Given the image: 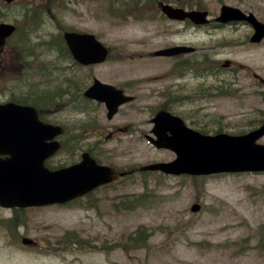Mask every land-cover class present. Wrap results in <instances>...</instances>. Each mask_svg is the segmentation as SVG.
Returning a JSON list of instances; mask_svg holds the SVG:
<instances>
[{
	"label": "rangeland",
	"instance_id": "rangeland-1",
	"mask_svg": "<svg viewBox=\"0 0 264 264\" xmlns=\"http://www.w3.org/2000/svg\"><path fill=\"white\" fill-rule=\"evenodd\" d=\"M105 4L106 0H21L16 16L22 36L11 38L10 43L18 40L20 45L27 44L22 50L28 68L26 72L22 69L25 77L21 76L19 84L15 79L9 81L11 74L0 72V101L23 94L48 112V104L42 102L52 98L47 115L66 124L64 142L83 145L101 138V146L93 152L101 162L115 167L138 168L169 159V151L148 145L143 136L149 127L143 122L161 101L156 92L161 82L142 84L143 95L120 107L109 123L131 122L136 131L127 129L108 142L103 141L110 127L105 125V110L96 112L104 128L94 131L88 121L93 113L81 119L76 108L70 109L64 99H56L58 91L68 92L66 78L78 70L69 66L66 54L54 40L59 29L97 32L111 53L107 63L95 65L93 74L109 77L112 73L118 76L113 79L116 81L149 77L160 67L170 66L165 58H150V54L171 40L200 41L188 29L181 35L170 34L176 24L164 19L158 24L152 20L140 25L128 18H110L108 10L106 14L103 10ZM34 10L39 14L32 17ZM114 12L121 17L120 11ZM34 26L36 34H30ZM15 48L0 46V62L5 66L2 61H6L12 71L17 65L15 50L22 56ZM219 58L264 67V49L223 52ZM72 69L75 72L71 73ZM78 85L81 82L75 81L74 86ZM205 86L207 94H197L198 101L178 107L185 113L195 110L193 117L200 129L214 132L221 126L230 132L248 131L264 118V87L262 96L252 97L254 88L247 85L239 102L212 96ZM83 122L86 125L82 126ZM98 132H103L102 136ZM259 142L264 143V135ZM65 161L69 162L65 151L54 159L57 164ZM137 172L69 204L29 208L22 213L0 207V264H264V171L221 172L198 178ZM142 194L145 198L133 208H123L122 204ZM196 204L199 206L193 210ZM139 227L151 235L147 248L126 252L130 248L127 236ZM22 237L32 242L22 243Z\"/></svg>",
	"mask_w": 264,
	"mask_h": 264
},
{
	"label": "flooded vegetation",
	"instance_id": "flooded-vegetation-1",
	"mask_svg": "<svg viewBox=\"0 0 264 264\" xmlns=\"http://www.w3.org/2000/svg\"><path fill=\"white\" fill-rule=\"evenodd\" d=\"M120 1L123 6L120 4L119 0H106L105 4L107 5V8H105L108 10V13H111L113 16L119 17L116 15L117 13L114 12V9L121 12V17L118 19L128 18L132 21H136L140 25L147 24L152 20L157 21L156 23L158 24L162 22V19H164L165 21L167 20L170 23L176 24L175 31L170 34L181 35L184 30L188 29L192 31V35L200 41L199 43L192 44L193 42L188 40H171L170 43H166L164 46L156 48L174 47L177 52L163 56H156L170 61V66L167 65L165 67H160L159 71L155 72L154 75L143 78L134 76L116 81L113 79L118 77L111 73V76L106 77L109 79L105 78L102 80L103 82L110 83L115 87L122 89L126 95L132 96L133 101H136L143 95L141 91L142 84L151 83L152 81L161 82L162 84L159 91L156 90L161 101L159 108L154 111V114L158 110L163 109L171 114L177 115L187 126L199 131L200 127L197 124L196 119L193 117L196 111L192 110L190 113H185L182 109L178 110V107L185 103H195L194 100L198 101L197 94L200 96L207 94L208 90L205 85L209 88L212 96H224L230 100L239 102L243 99V94L247 85L249 87L253 86V93L255 92L254 94H262L264 87V67L262 65L259 66L256 64L255 66H252L248 63L242 62V60L230 58H224L221 60L222 58H219V56L223 52L264 49V36L260 40H252L254 26L249 20L243 18L246 14H252L257 20L264 24V0ZM20 2L21 0H2V4L0 5V20L10 19L11 16L19 9ZM163 4L170 5L171 7L178 9L205 11V15L198 17L197 19H181L178 17H171L162 12ZM223 6L239 10L240 13H233L237 18L226 19L227 16L221 14ZM80 31L92 32L97 36V33L91 30ZM64 48L70 58L68 59V61H71L70 64H74L78 68L73 82H81V85L76 87L68 86V94L66 95L68 104L66 103V106L70 109L76 108L80 112L81 119H83L84 115L93 113L92 118L88 119V121L98 124L94 127H97L99 130H102L105 125L110 126L106 134V138L103 139V141L108 142L110 140H114V137L123 133L127 129H130V131H136V126L133 127V123L131 122H120L114 124L109 123L114 119L118 111L111 118L106 116L105 125L101 124L102 119H99L98 116H96V112H101L103 110L106 111L104 103L87 98L84 94L85 89L89 86V84H91L92 80L96 78V75H99V73L97 72V74L94 75V65L79 64L77 61L72 59L66 44H64ZM206 51L212 52L213 55H210ZM2 62L5 66L2 63L0 64L3 66V73H5V68L9 67V65H7L6 61ZM15 71L17 74L14 76L19 78L18 73L20 75L22 74L20 67L16 65ZM100 77L102 76L99 75V78ZM71 79V76L66 78L67 84H70ZM87 79H90L88 84H86ZM248 79H250L249 84L246 83ZM192 81H196L200 84L196 86L190 85L189 83ZM194 88L195 90L191 91ZM188 96H194L195 98L190 99ZM240 106L241 109H243L242 105ZM42 112L43 111L41 110V113ZM44 112L48 113L45 110ZM154 114L151 113L143 122L144 125L149 126L147 131H143V136L146 137L147 140H149V132L151 133L153 126L152 118ZM185 114H191L192 116L189 117ZM47 119L50 122H55L49 117H47ZM42 120L46 121L44 118ZM139 124L140 123H138L137 126ZM217 130H226V128L219 126ZM149 142L151 141L149 140ZM100 144V140H92L90 146L94 149L101 146ZM75 155L76 157L70 161V164L76 163L80 160L81 156L78 155V152L75 153ZM53 157L55 156L53 155L49 157L47 162H49ZM52 161L54 160H51L48 164L51 163L50 165H52ZM135 169L136 167H131L128 169H117V171L126 170L133 172Z\"/></svg>",
	"mask_w": 264,
	"mask_h": 264
},
{
	"label": "water",
	"instance_id": "water-1",
	"mask_svg": "<svg viewBox=\"0 0 264 264\" xmlns=\"http://www.w3.org/2000/svg\"><path fill=\"white\" fill-rule=\"evenodd\" d=\"M163 10L170 16L181 18L189 16L197 19L204 16V13L195 11H174L168 6H164ZM12 30L11 25L0 24V41ZM65 37L77 60L92 63L105 59L107 50L92 35L71 32ZM95 82L98 84L93 85L87 94L105 100L109 115L117 110L119 104L130 99L121 96V91L114 92L115 89L111 86L103 85L99 81ZM3 108L6 106H0V111ZM11 111L12 113L9 114L0 112V154H10V157H0L1 205L24 207L64 202L117 177L118 174L113 169L95 164L87 154L75 165L55 171L48 170L43 166V160L47 154L58 148L57 142L47 145L50 147L47 150L41 141L46 130L23 121L25 119L19 112ZM156 116L157 126L153 131L158 136L157 145L172 148L176 151L177 158L168 163L150 164L143 167L144 169L195 174L223 170L264 169V145L254 143L255 139L264 133V125L244 136L219 135L192 138L186 134L187 130L180 129L179 124H172L173 126L164 124L163 121H166L168 116L162 113ZM166 129L172 130L171 136L164 135ZM60 131L58 127L53 130L55 133ZM38 132L40 133L37 134ZM189 139L194 141H186Z\"/></svg>",
	"mask_w": 264,
	"mask_h": 264
},
{
	"label": "trees",
	"instance_id": "trees-1",
	"mask_svg": "<svg viewBox=\"0 0 264 264\" xmlns=\"http://www.w3.org/2000/svg\"><path fill=\"white\" fill-rule=\"evenodd\" d=\"M67 84V81L65 82ZM73 87L74 86V82L71 80L70 84H67V87ZM59 94H56L57 96H64L65 93H63V91H58ZM145 197L143 195H141L140 197H136L133 199V201H129L132 205L134 206V204L142 199H144ZM150 233L148 232V229H146L145 227H139L137 229H135V231H133L130 235L127 236V243L129 242L130 244V248L129 249H125L126 251H129L130 249L136 250V249H144L147 248L148 246V240L150 239Z\"/></svg>",
	"mask_w": 264,
	"mask_h": 264
}]
</instances>
